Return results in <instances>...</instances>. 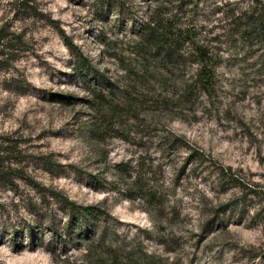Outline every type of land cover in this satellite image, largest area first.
<instances>
[{
	"label": "rangeland",
	"instance_id": "1",
	"mask_svg": "<svg viewBox=\"0 0 264 264\" xmlns=\"http://www.w3.org/2000/svg\"><path fill=\"white\" fill-rule=\"evenodd\" d=\"M254 13L264 0H0V264H264ZM149 22L186 33L187 59Z\"/></svg>",
	"mask_w": 264,
	"mask_h": 264
},
{
	"label": "trees",
	"instance_id": "2",
	"mask_svg": "<svg viewBox=\"0 0 264 264\" xmlns=\"http://www.w3.org/2000/svg\"><path fill=\"white\" fill-rule=\"evenodd\" d=\"M245 25L246 30L249 31L248 34L251 36L258 34L264 37V14L259 15L254 13L253 16L247 18ZM61 32L66 44L70 48H73L72 43L65 37V33L63 31ZM141 33L144 34L145 39L150 42L152 47L155 45L161 55L167 60H171L170 65L187 59L182 55L183 42L188 40L189 44H191L190 39H187L186 33L180 34L176 32L168 22H164L163 25L158 22H149ZM201 55V59L197 63L198 68L196 70L195 80L199 85L208 89L215 77L212 59L204 52Z\"/></svg>",
	"mask_w": 264,
	"mask_h": 264
}]
</instances>
